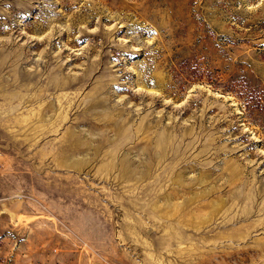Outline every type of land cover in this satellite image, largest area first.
Here are the masks:
<instances>
[{"label": "rangeland", "instance_id": "1", "mask_svg": "<svg viewBox=\"0 0 264 264\" xmlns=\"http://www.w3.org/2000/svg\"><path fill=\"white\" fill-rule=\"evenodd\" d=\"M0 264H264V0H0Z\"/></svg>", "mask_w": 264, "mask_h": 264}]
</instances>
